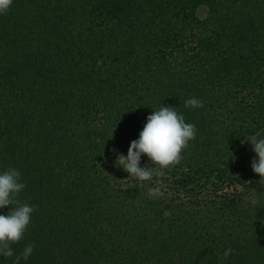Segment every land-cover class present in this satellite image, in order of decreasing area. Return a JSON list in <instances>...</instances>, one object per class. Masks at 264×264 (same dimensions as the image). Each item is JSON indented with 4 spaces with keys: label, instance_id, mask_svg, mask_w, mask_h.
<instances>
[{
    "label": "trees",
    "instance_id": "trees-1",
    "mask_svg": "<svg viewBox=\"0 0 264 264\" xmlns=\"http://www.w3.org/2000/svg\"><path fill=\"white\" fill-rule=\"evenodd\" d=\"M161 106L197 135L141 182L117 153ZM253 135L264 138V0H13L0 15V173L20 172L35 211L0 264L28 244L20 264H264Z\"/></svg>",
    "mask_w": 264,
    "mask_h": 264
},
{
    "label": "clouds",
    "instance_id": "clouds-1",
    "mask_svg": "<svg viewBox=\"0 0 264 264\" xmlns=\"http://www.w3.org/2000/svg\"><path fill=\"white\" fill-rule=\"evenodd\" d=\"M13 4V0H0V15L7 14ZM186 108H201L203 102L196 98L185 101ZM147 122L139 134V139L133 140L128 148L127 155L117 153L115 165L128 173V177L144 182L151 181L153 177H163L166 169H170L181 162L182 153L187 149L189 142L197 135L194 124L186 123L182 114L172 106H161L147 116ZM252 145L256 158L251 161L254 173L264 181V138L258 135L245 140ZM115 151V149H113ZM147 156L151 165L141 166V157ZM21 181L20 172L15 168H8L0 173V209L10 207L7 215L0 214V256L10 258L14 256L11 245L18 243L24 238L26 230L31 223L33 206L22 203L19 194L26 185ZM150 198L163 195L159 187L149 188ZM261 197L253 193L250 197L251 204L258 206ZM34 246L28 244L23 252L15 257L14 264H20L21 260L27 261L33 253ZM231 249L224 255L228 256Z\"/></svg>",
    "mask_w": 264,
    "mask_h": 264
}]
</instances>
